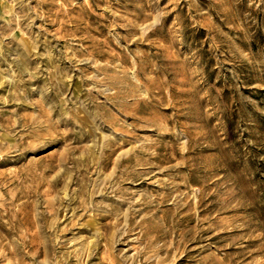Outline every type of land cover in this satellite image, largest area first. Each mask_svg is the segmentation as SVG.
Listing matches in <instances>:
<instances>
[{
  "label": "rangeland",
  "instance_id": "rangeland-1",
  "mask_svg": "<svg viewBox=\"0 0 264 264\" xmlns=\"http://www.w3.org/2000/svg\"><path fill=\"white\" fill-rule=\"evenodd\" d=\"M0 264H264V0H0Z\"/></svg>",
  "mask_w": 264,
  "mask_h": 264
}]
</instances>
